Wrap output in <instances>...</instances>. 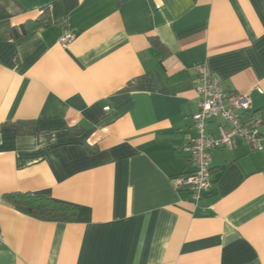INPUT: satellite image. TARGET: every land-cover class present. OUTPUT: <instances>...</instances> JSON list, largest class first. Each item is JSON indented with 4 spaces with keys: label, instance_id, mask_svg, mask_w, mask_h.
<instances>
[{
    "label": "crops",
    "instance_id": "1",
    "mask_svg": "<svg viewBox=\"0 0 264 264\" xmlns=\"http://www.w3.org/2000/svg\"><path fill=\"white\" fill-rule=\"evenodd\" d=\"M198 65L249 96L264 147V0H0V264H264V149H214L199 201L174 185L193 170Z\"/></svg>",
    "mask_w": 264,
    "mask_h": 264
},
{
    "label": "built area",
    "instance_id": "2",
    "mask_svg": "<svg viewBox=\"0 0 264 264\" xmlns=\"http://www.w3.org/2000/svg\"><path fill=\"white\" fill-rule=\"evenodd\" d=\"M73 38V35H66L60 41L66 45ZM196 71L200 112L194 116V121L198 135L185 148L190 153L193 170L175 178L174 185L178 190L190 193L195 201H199L212 187L211 153L214 149L218 147L232 149L236 139H243L255 151H261L264 147L262 135L256 124L243 121V115L251 107L249 96L229 94L206 65H198ZM218 120L223 124H218L220 138L216 140L208 135L206 127L208 122ZM226 125L230 127L229 130L226 129ZM3 242L4 238L0 234V244Z\"/></svg>",
    "mask_w": 264,
    "mask_h": 264
},
{
    "label": "trees",
    "instance_id": "3",
    "mask_svg": "<svg viewBox=\"0 0 264 264\" xmlns=\"http://www.w3.org/2000/svg\"><path fill=\"white\" fill-rule=\"evenodd\" d=\"M32 132L30 131V133ZM4 199L12 208L40 221L72 223L77 220L79 213V208L76 205L45 195L11 193Z\"/></svg>",
    "mask_w": 264,
    "mask_h": 264
}]
</instances>
